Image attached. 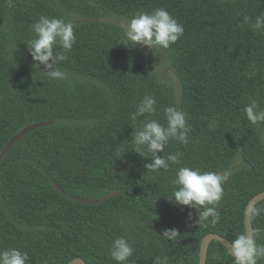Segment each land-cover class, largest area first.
Wrapping results in <instances>:
<instances>
[{"label": "trees", "instance_id": "16d2710c", "mask_svg": "<svg viewBox=\"0 0 264 264\" xmlns=\"http://www.w3.org/2000/svg\"><path fill=\"white\" fill-rule=\"evenodd\" d=\"M157 8L184 34L152 67L144 48L118 40L134 14ZM261 14L264 0H14L11 8L0 0V154L26 126L51 122L0 159V250L26 252L27 264H116L109 249L123 236L133 246L127 264L164 256L168 264H198L206 235L232 242L245 232V207L264 192V121L252 124L244 111L254 103L264 112V32H254L244 16L254 22ZM40 15L73 22L76 42L57 64L64 80L45 77L26 46ZM145 95L156 99L157 112L134 122ZM173 104L186 114L189 143L169 141L158 155L181 152L180 162L147 171L151 157L133 150L132 132L145 119L163 124ZM180 167L229 173L218 223L198 224L195 209L169 202ZM54 185L85 200L114 195L86 205ZM254 208L261 213H252L253 232L264 244V200ZM166 229L179 235L163 237ZM206 264H232V256L211 241Z\"/></svg>", "mask_w": 264, "mask_h": 264}, {"label": "clouds", "instance_id": "9594fccd", "mask_svg": "<svg viewBox=\"0 0 264 264\" xmlns=\"http://www.w3.org/2000/svg\"><path fill=\"white\" fill-rule=\"evenodd\" d=\"M9 8L14 6V0H7ZM244 23L249 24L254 32H264V14L255 17L254 22L249 16H244ZM122 34L118 40L125 48L138 49L147 47L153 53L169 49L184 34L183 26L164 8H157L151 12L140 11L134 14L126 23L122 24ZM33 36L27 41V48L34 66L52 80H64L66 72L58 66V62L67 60V53L76 42L73 22L64 18L40 15L31 25ZM60 49V51H57ZM43 65L45 71L40 70ZM157 101L151 95H145L137 104L132 114L135 122L140 117L151 116L157 112ZM246 118L256 124L264 121V112L257 111L254 103L248 104L245 109ZM164 123L157 119H145L132 132V142L135 150L143 157H151V162L144 165L147 171L159 172L167 170L170 164H178L183 153L176 152L166 157L163 153L169 141L187 145L189 143L190 125L187 122L184 110L177 104L164 109ZM139 149L140 151H137ZM227 172H209L180 167L172 183L175 186L172 197L168 198L174 206H187L195 209L198 214V224L219 222L220 214L217 206L224 196L223 185L228 181ZM254 215H260L261 210L252 209ZM191 218V214H190ZM179 233L176 229H166L163 237L174 239ZM256 232H241L231 242L229 250L232 264H258L264 260V244L256 241ZM111 260L116 264H127L133 254V246L125 237L121 236L112 241L109 249ZM28 254L16 248L0 250V264H27ZM154 264H168V258L157 257Z\"/></svg>", "mask_w": 264, "mask_h": 264}, {"label": "water", "instance_id": "95a60500", "mask_svg": "<svg viewBox=\"0 0 264 264\" xmlns=\"http://www.w3.org/2000/svg\"><path fill=\"white\" fill-rule=\"evenodd\" d=\"M50 123L51 122H40V123L28 125L25 128H23L18 134L13 136L7 142V144L4 146V148L0 154V159L3 158L27 134H29L30 132L34 131L37 128L49 125ZM55 188L63 197H66L67 199H69L71 201L78 202L81 204H86V205L99 204V203L105 201L106 199H108L114 195V193H112V194L106 195L104 197H101L97 200H85V199H80L77 197L69 196V195L63 193L61 190H59L56 186H55ZM263 200H264V192L255 195L246 205L245 212H244L245 231L253 232L252 222H251L252 209L254 208V206L256 204H258L259 202H261ZM211 241L220 242L227 249V251L229 253V250L231 248V242L229 240H227L226 238H224L218 234H208L201 241L200 248H199L198 264H206L207 250H208V246L211 243ZM67 264H85V262L82 259L77 258V259L70 261Z\"/></svg>", "mask_w": 264, "mask_h": 264}, {"label": "rangeland", "instance_id": "374dc122", "mask_svg": "<svg viewBox=\"0 0 264 264\" xmlns=\"http://www.w3.org/2000/svg\"><path fill=\"white\" fill-rule=\"evenodd\" d=\"M144 49L150 54L151 62H152L151 66L156 67V65H158L156 55H159V54L153 53V51L149 50L147 47H144ZM160 61H163L161 69L164 71V73L166 74L170 83L172 84V86L175 88V90L178 93L179 92V84H178L177 79L175 78L174 74L172 73L171 69L167 66L164 55L163 56L160 55V57L158 58V62H160Z\"/></svg>", "mask_w": 264, "mask_h": 264}]
</instances>
